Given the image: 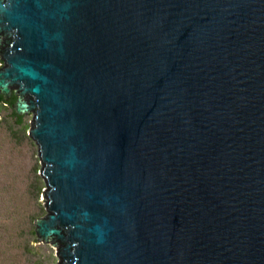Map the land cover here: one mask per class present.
I'll return each mask as SVG.
<instances>
[{
	"label": "water",
	"instance_id": "1",
	"mask_svg": "<svg viewBox=\"0 0 264 264\" xmlns=\"http://www.w3.org/2000/svg\"><path fill=\"white\" fill-rule=\"evenodd\" d=\"M0 59L60 264H264V0H0Z\"/></svg>",
	"mask_w": 264,
	"mask_h": 264
},
{
	"label": "rangeland",
	"instance_id": "2",
	"mask_svg": "<svg viewBox=\"0 0 264 264\" xmlns=\"http://www.w3.org/2000/svg\"><path fill=\"white\" fill-rule=\"evenodd\" d=\"M6 107L0 109V264H60L58 247L35 234L46 210L38 147L28 136L32 114L18 121Z\"/></svg>",
	"mask_w": 264,
	"mask_h": 264
},
{
	"label": "trees",
	"instance_id": "3",
	"mask_svg": "<svg viewBox=\"0 0 264 264\" xmlns=\"http://www.w3.org/2000/svg\"><path fill=\"white\" fill-rule=\"evenodd\" d=\"M15 100H16V98L13 96V97L11 98L10 102H8V105H10V107H11V105H13V104L15 103ZM0 102H1V103L3 102L1 95H0ZM3 103H4V102H3ZM12 115H13V117H14L15 119H17L18 121H21V119H22L21 116H17L13 111H12Z\"/></svg>",
	"mask_w": 264,
	"mask_h": 264
}]
</instances>
